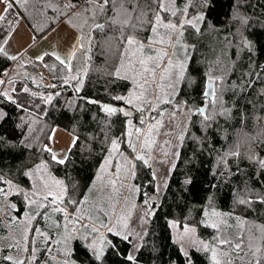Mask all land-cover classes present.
Masks as SVG:
<instances>
[{
	"label": "trees",
	"instance_id": "1",
	"mask_svg": "<svg viewBox=\"0 0 264 264\" xmlns=\"http://www.w3.org/2000/svg\"><path fill=\"white\" fill-rule=\"evenodd\" d=\"M69 3L77 7L65 9L64 5ZM21 4L23 6L13 4L6 20L0 22V47L17 21L22 19L39 38L64 21L66 14L79 10L77 18L81 26L76 25V29L80 34L82 30L85 37L91 30L92 21L89 19L87 24L84 23L88 17L84 12L85 0H21ZM209 5L203 7L200 0H191L190 5L188 0H176L177 7H188L189 17L203 13L204 21L199 24V31L185 26L181 44L186 47L177 45L174 49L176 60L186 65L184 78L178 83L171 81L175 84L174 94L168 87L170 81L164 82L169 93L167 98L172 103H161L151 111L144 124L140 123L139 112L123 101L113 99L116 95H127L133 87L130 81L118 79L113 73L120 65L125 46L122 34L123 37L135 35L147 43L151 36V28L147 24L142 27L137 24L135 31L107 24L103 31L92 30L90 50L85 53L81 49L72 60L74 71L87 69V74L81 75L83 86L79 92L75 90L77 81L64 83L66 69L53 55L29 61L12 60L0 53V79L5 81L0 85V93L11 81L9 94L15 101L13 103L0 95V107L7 114L0 120V176L3 177L0 187L9 191V185L4 181L10 180L13 185L31 191L33 181L38 182V176L44 174L49 181L50 177L63 180L72 198L79 201L88 197L90 186L99 181L96 177L113 139L121 142L120 151L126 156L134 155L123 142L127 139V121L130 119L133 142L137 144L139 154L148 159V164L135 161L136 176L128 181L139 191L120 188L119 184L118 191H113L101 181L103 193L112 199L111 206H115L117 217L131 191L142 203L156 193L151 154L161 123L151 135L147 133V125L161 122L162 116L170 109L175 112L188 110L192 112L190 124L162 198L158 204L151 203L153 212L135 254L136 264H214L210 251L191 247L186 251L188 255H184L173 236V219L195 225L210 246L215 244L213 238L218 235L236 240L241 231L248 235L250 230L258 237L260 228L264 226V202H261L264 200V167L261 165L264 161V0H209ZM142 6L146 8L147 4L142 3ZM108 15L114 13L109 10ZM162 15L167 20V14ZM124 18L123 15L119 17L121 20ZM242 18H246V22ZM151 19L149 13L147 20ZM9 20L13 23L9 24ZM123 58L126 64L127 56ZM218 67L221 71L216 75V103L212 104L204 93L207 79ZM25 87L29 92L23 91ZM49 95L53 96L51 102L46 100ZM103 104L124 108L125 111L131 109L133 115L125 117L120 112L109 115L102 110ZM203 106H207L206 114L212 117L210 121H204L195 112ZM57 126L76 136L75 146L72 145L63 165L54 162L44 150ZM135 128L143 129V134L148 135L150 147L141 151L140 143L135 140ZM234 152L239 155H232ZM117 160H121L118 154L113 165ZM42 161L48 164L47 173L35 170ZM29 171L32 172L31 177L25 175ZM0 199L8 203L13 214L36 212L35 206L29 207L15 188L10 190L6 199L0 194ZM241 200L247 203L242 204ZM12 204L16 208L13 209ZM40 211L57 216L59 223L64 221L61 213H52L50 209ZM69 211H73L72 207ZM214 211L221 216H213ZM3 215L0 205V221H3ZM221 219L226 223H221ZM37 220L40 219L36 216L32 230L37 227ZM214 222L221 223L219 230L208 226ZM108 239L116 248L105 246L102 261H97L86 247V241L80 239H72L69 258H73L75 264H132L126 259L131 250L130 240L124 241L111 233H108ZM259 242L258 239L254 241ZM240 255L243 257V252ZM3 256H9V252L0 247V264H10L2 259ZM26 256L28 253L21 259ZM47 257L42 252L33 264H44ZM232 258L234 264H238L235 255Z\"/></svg>",
	"mask_w": 264,
	"mask_h": 264
},
{
	"label": "snow or ice",
	"instance_id": "2",
	"mask_svg": "<svg viewBox=\"0 0 264 264\" xmlns=\"http://www.w3.org/2000/svg\"><path fill=\"white\" fill-rule=\"evenodd\" d=\"M203 7H209V0H200ZM86 7L84 12L88 14L87 19L84 23L87 24L88 20L92 21L90 25V32L87 37L83 34L81 30L80 36H78L76 43L72 45L70 50L67 51L66 55L62 59L59 54L56 53H44L38 56L37 59L43 60L45 56L54 55L56 60H58L61 65H64L67 75L64 77V83L68 84L70 81H77L76 91L79 92L80 88L83 86V80L81 75L87 74V69L82 68L74 71L72 60L75 59L76 53L81 49L86 53L90 50L88 45L91 43V31L99 30L103 31L107 25H119L122 29L127 27L133 31L137 29V24L141 27L147 24L151 28V36L148 38L147 43L139 40L135 35H128L122 39L125 41V46L123 48L122 57L120 65L115 69L114 76L118 79H123L130 81L133 87L129 90L127 95H116L113 97L116 101H123L126 105L131 106V109L139 112L141 114L140 123L144 124L149 118L152 110L159 107L161 103H172L167 97L169 93L165 90V81H170L168 87L171 89L172 93L175 92V84L171 81L178 83L184 78L186 65L182 61L176 60V53L174 51L175 47L179 45L180 47H186L181 44V37L184 34V28L186 25L194 27L199 31V24L204 21V14L198 13L196 16L189 18L188 7L179 8L176 6V0H85ZM143 4H147V7H143ZM13 4L21 5V0H6L5 14L0 15V22L6 20L8 12L13 8ZM188 4H191V0H188ZM77 5L73 3L65 4V9H74ZM111 10L114 15L109 16L108 12ZM151 13L152 19L147 20L148 14ZM162 13H166L168 18ZM74 15H79V13H73ZM123 15L125 18L123 20L119 17ZM101 19L103 22H100ZM246 22V18H242ZM135 21V23L133 22ZM9 24L13 21L9 20ZM18 23V21H17ZM69 23L71 21L69 20ZM75 27V25H74ZM163 31V34L161 32ZM155 37V38H153ZM10 38V36L8 37ZM8 38L4 39V44L8 43ZM81 41H86L82 43ZM250 46V45H249ZM147 49V51H146ZM0 53L7 56V52L3 47H0ZM127 56V63L124 62V56ZM12 60H16V56L10 57ZM82 58H85L82 56ZM47 67V65H45ZM11 83V81H9ZM5 81L0 79V85H4ZM155 85V87H153ZM49 87H55V85H49ZM209 89L211 92H205L204 95L211 98L212 104L216 103V93L212 85L211 78H209ZM24 92H29L27 87L23 88ZM58 94V93H57ZM0 95L7 97L9 101L15 103L12 96L8 91H3ZM32 95H37L32 93ZM53 99L52 95L47 96V102H51ZM91 103H98L97 101H90ZM102 110L109 115L116 114L118 112L123 113L125 117H131L133 111L130 109L125 111L124 108L113 107L110 104H103ZM200 116L203 117L204 121H210L212 117L206 114V107H199L195 110ZM7 114L0 111V120H3ZM161 122L157 121L156 124L149 123L147 125V133L151 135L152 130L156 128ZM127 132L126 141L128 148L132 150L134 155L128 157L124 152L120 151L121 142L113 139L111 141V148L108 150V154L100 166L99 172L96 179L105 182V187L110 186L113 191H118L117 184L120 188H129L130 190L139 191L138 188L130 185L128 181L134 179L136 176V163L135 161H142L144 164H148V159L144 155L139 154L137 150V144L133 142V123L129 119L127 121ZM144 130L141 128H135V140L140 143L141 151L150 147L148 140V135H144ZM51 139V137H50ZM183 140V136L180 137ZM76 141H73V146H75ZM45 151H47L51 159L63 165L66 163L67 156L58 158V153L52 148L45 146ZM117 154L121 160H117L116 164L113 165V160L116 159ZM232 155H239L238 152L232 153ZM262 167H264V161H261ZM114 168V171L112 170ZM48 164L42 161L40 164L35 166V170L38 173H47ZM102 173V175H101ZM26 176L31 177L32 172H26ZM153 175H155L153 173ZM3 177L0 176V181ZM46 179L44 174L38 176V182L33 181L31 191H26L19 188L17 185H13L12 181H4L5 184L9 185V191H6L3 187H0V194L6 199L10 194L12 188L16 189V193L22 195L26 204L29 207L35 206L37 211V216H42L43 219H48V212L45 211L41 213V209H50L52 213H61L63 216V233L58 232V236L63 237V242L67 244L72 239H80L86 241V247L90 250L91 254L97 261H102L105 254V246L111 247L113 249L116 246L113 244L112 240L107 239L106 233L101 231V229H106L107 233L113 234L115 237H121L124 241H128V235H125L119 228L123 227L126 229L127 223L125 222L121 225L123 217H115V206L113 205V213L109 214L104 212L102 208L98 209L99 212H103L107 219V223H100L98 226L94 223L93 217L91 215H85L83 205L87 202V197L82 200H76L68 195L67 186L64 184L63 180L50 177ZM57 187L59 191H54L53 187ZM65 199H67V204H65ZM261 202H264L262 200ZM145 205H148L149 211L146 212L147 215H151V205L149 201H144ZM240 203H247V201L241 200ZM11 207L16 208L15 204ZM69 207H72L73 211H69ZM27 216L28 214L25 213ZM207 216L208 213L205 212ZM215 217H220V213L215 211L212 213ZM35 217H33L34 219ZM240 218L237 217V220ZM31 223V221H29ZM221 223H226L221 219ZM221 223H210L211 228L220 229ZM79 225V228L77 227ZM71 226V231L69 228ZM55 227L57 229L61 228L59 222H55ZM188 231V229H186ZM29 232L32 233V239L29 241ZM87 232V234H85ZM42 237V242L45 245V251L50 252L52 249L49 246L50 241L60 244L61 240L53 238L46 232H42L39 228L35 230L27 229L24 234V240L27 242L21 245L17 242L15 245H9V247H15L19 251L28 253L24 259L14 258L13 256H3L2 259L10 262V264H33L36 259L37 249L34 247L36 243V238ZM215 244L211 245L209 243L201 242L203 248L206 251L211 252V259L214 264H234L233 255H235L238 264H264V226L260 228V234L257 237L252 234L249 230V234L246 235L245 231H241L236 240L227 239L222 236H217L213 238ZM259 240V243H254L255 240ZM222 246H227L224 248ZM247 251H244V249ZM138 250V249H137ZM243 252V257H248L243 259L241 253ZM65 254L68 252L65 250ZM187 256V252H184ZM126 259L132 264H136V257L132 254H128ZM62 264H70L68 260L62 262ZM75 264V262H71Z\"/></svg>",
	"mask_w": 264,
	"mask_h": 264
},
{
	"label": "rangeland",
	"instance_id": "3",
	"mask_svg": "<svg viewBox=\"0 0 264 264\" xmlns=\"http://www.w3.org/2000/svg\"><path fill=\"white\" fill-rule=\"evenodd\" d=\"M5 7L6 0H0V15L5 14ZM75 13H79V10H76ZM69 20L71 21V23H69ZM64 22L73 27L74 25H77L79 27L81 26L77 15H74L72 13L66 14ZM22 24L18 21V23L14 25L12 31L8 35V37L10 36V38L7 37L8 43H3L1 47L6 50L9 57L16 56L17 58H20L22 60H27V54L21 51V45L24 44L25 46L28 38V34L26 33L27 27H23ZM74 28L76 29V27ZM81 42L85 43L86 41ZM217 57H220V60H222L221 56ZM220 71L221 68L218 67L217 71H213L209 76V78H211V81L214 82L215 93L216 75H218ZM42 74H44V70H42ZM209 78L207 80H209ZM46 82L49 83L48 80ZM11 88L12 83H8L7 85H5L4 91L10 92ZM209 90L211 91V89ZM112 106L116 107L114 105ZM203 107H206L207 109V106ZM0 111L3 112V109L1 107ZM191 118L192 112L188 110L175 112L171 109L168 110L166 115L162 116L161 118L160 129L155 137L156 140L151 154V166L153 173L155 174L154 177L156 182V193L152 198L149 199V205H151V203L158 204L162 198L171 170L179 156L182 141L180 137H184L190 124ZM74 140H76V136L74 133L57 126L52 132L48 147L52 148L59 154L58 158H62L65 155L68 156ZM49 182L51 183V181ZM53 190L59 191V189L55 186L53 187ZM88 191L89 196L87 197L88 199L85 203L84 208L85 215H91L93 217L94 223L97 226L102 222L107 223V219L104 216L103 212H99L98 209L102 208L104 212L112 214L113 208L111 206L112 202H110L112 199L109 197V195L103 193L102 182L97 181L96 183H93ZM0 205L4 212V219L3 221H0V247L9 252V255L11 256L13 253L14 258L21 259L24 256L25 252L19 251L15 247L10 248L9 245H15L17 242H20L21 245L27 243L23 237L25 231L33 227V224L35 223L34 219L37 216L36 212H32L31 210L30 213H27V216L25 215V213L23 215H16L11 212L8 203L4 201L2 202V199H0ZM150 210L152 213L153 209ZM148 211V205L139 202L137 200L136 194L132 193V191L130 192L128 197H126L125 203L118 211L117 217L124 218L121 221V225H123L125 222L127 223L126 229L121 227L118 230H121L125 235H128L131 242L130 254H132L133 256H135L138 251L137 249H139L140 245L142 244V238L147 229L150 216L146 214V212ZM116 215L117 212H114V219ZM8 216H10V219ZM33 217L35 218L33 219ZM38 217L40 220H37L36 228H39L42 232L48 233V235L53 238V241H55L56 239H60L61 243L56 244L50 241L49 246L52 250L48 252L45 251V245L42 242V237H37L36 243L34 245V247L37 249L36 256H38L42 252H45L48 257L44 260L46 261L44 264H62V262L65 260H68L70 264L71 262H74L73 258H69V251L71 249L72 240L65 244L63 242V237L57 235L58 232L63 233L62 226L64 221L60 223L61 228L57 229L55 227V222H58L57 216L48 215L47 220L43 219L42 216H37V219ZM29 221H31V223H29ZM171 227L174 239L179 243L183 252H186L191 247L206 251L204 250L203 244L201 242L208 243V241L199 234L195 225L188 223L182 224L179 221L173 219L171 220ZM186 229H188V231H186ZM69 231H71V226L69 228ZM101 231H104L106 233L108 239V233L106 229H101ZM85 234H87V232H85ZM31 239L32 237L30 236L29 241ZM65 250H67L68 252L67 255L65 254Z\"/></svg>",
	"mask_w": 264,
	"mask_h": 264
},
{
	"label": "crops",
	"instance_id": "4",
	"mask_svg": "<svg viewBox=\"0 0 264 264\" xmlns=\"http://www.w3.org/2000/svg\"><path fill=\"white\" fill-rule=\"evenodd\" d=\"M19 22L23 23V27H27L28 38L26 45H21V51L27 54V60L29 61L39 60L37 57L44 53H56L63 59L67 51L76 43L78 36H80V32L77 29L64 21H60L44 36L37 38L25 20L22 19Z\"/></svg>",
	"mask_w": 264,
	"mask_h": 264
},
{
	"label": "water",
	"instance_id": "5",
	"mask_svg": "<svg viewBox=\"0 0 264 264\" xmlns=\"http://www.w3.org/2000/svg\"><path fill=\"white\" fill-rule=\"evenodd\" d=\"M208 84H209V80L206 81V89H205V92H211L212 91V89H211V91L209 90ZM212 85H213V88H214V82L213 81H212Z\"/></svg>",
	"mask_w": 264,
	"mask_h": 264
},
{
	"label": "built area",
	"instance_id": "6",
	"mask_svg": "<svg viewBox=\"0 0 264 264\" xmlns=\"http://www.w3.org/2000/svg\"><path fill=\"white\" fill-rule=\"evenodd\" d=\"M45 74V73H44Z\"/></svg>",
	"mask_w": 264,
	"mask_h": 264
}]
</instances>
